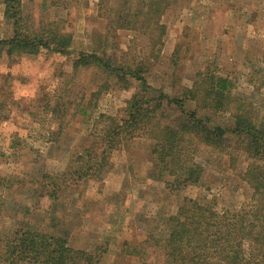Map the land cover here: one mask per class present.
<instances>
[{
	"label": "rangeland",
	"instance_id": "1",
	"mask_svg": "<svg viewBox=\"0 0 264 264\" xmlns=\"http://www.w3.org/2000/svg\"><path fill=\"white\" fill-rule=\"evenodd\" d=\"M59 2V8L46 9L28 2L25 16L35 23L56 18L74 38L73 54L95 47L125 63L132 56L128 46L136 52L140 48L133 34L105 37L104 21L97 18L96 10L88 14L92 8L87 4L85 16L92 30L84 34L79 28L80 1ZM162 23L166 46L158 60L150 61L148 85L168 96H180L197 73L215 67L216 75L232 81L233 94L250 105L256 123L264 127V0H175ZM8 30L9 25L0 21L1 37ZM174 50L177 54L169 61ZM71 60L46 53L6 63L0 60V101H5L0 124V237L18 228L38 229L66 235L71 249L106 247L102 264H136L134 259H119L118 246L126 241L136 246L148 235L161 234L164 221L183 199L228 211L249 203L251 189L243 179L250 161L237 149L235 138H228L223 150L200 147L195 157L202 168L199 182L168 190L163 180H157L153 142L146 135L123 139L111 153L101 181L83 182L59 190L55 201L47 199L49 181L43 177L64 172L74 155L92 143L93 121L99 115L124 119L127 102L139 89L135 82L125 90L110 83L96 99L92 94L105 78L91 68L73 70ZM199 115L212 125L232 123L225 113ZM175 116L164 109L160 119L164 123ZM128 180L134 181V192L142 198L134 206L133 198L126 201L135 216L123 214L124 201L121 204L114 194L115 185Z\"/></svg>",
	"mask_w": 264,
	"mask_h": 264
},
{
	"label": "trees",
	"instance_id": "2",
	"mask_svg": "<svg viewBox=\"0 0 264 264\" xmlns=\"http://www.w3.org/2000/svg\"><path fill=\"white\" fill-rule=\"evenodd\" d=\"M48 1L50 7L61 5L59 0ZM0 3L11 32L9 37H0V55L8 61L42 53L70 57L73 70L91 68L105 78L92 94L96 99L110 83L121 90L128 89L131 82L139 85L127 102L124 119L99 115L93 121L92 143L74 155L64 172L55 178L43 177L49 181L47 199L55 201L59 190L101 181L111 153L125 138L146 135L153 142L157 180H163L168 190L199 182L202 168L195 157L200 147L223 150L228 138H235L237 149L250 161L243 179L251 189L249 203L228 211L185 198L165 220L161 234L148 235L136 246L124 242L120 255L136 264H264V127L256 123L250 105L233 94L232 81L216 75L212 66L197 73L191 87L184 88L180 96H168L147 83L150 61L158 60L164 47L162 19L175 7V0L97 1L96 15L105 23L104 36L115 38L125 32L140 44L137 52L128 46L132 56L125 63L95 47L73 54L72 34L56 18L35 23L25 16V5L19 0ZM176 54L174 50L169 61ZM4 102L0 101V124ZM164 109L174 111L175 118L162 123ZM80 112L86 114L84 109ZM200 112L229 114L232 123L228 127L212 125ZM106 253L107 248L101 246L71 249L66 235L38 229L18 228L0 237V264H102Z\"/></svg>",
	"mask_w": 264,
	"mask_h": 264
},
{
	"label": "crops",
	"instance_id": "3",
	"mask_svg": "<svg viewBox=\"0 0 264 264\" xmlns=\"http://www.w3.org/2000/svg\"><path fill=\"white\" fill-rule=\"evenodd\" d=\"M22 4H26V3H28V2H32L34 5H37V6H39V7H41V8H43V9H46V8H49V1L48 0H19ZM80 1V9L78 10V13H80L81 15L83 14V17L81 16V17H79V23H80V25H79V28H81L82 29V32L84 33V34H87V32H89V31H91L92 29V26H89V24L87 23V21L89 20L87 17L88 16H85V13H86V4L89 6V8H92L91 9V12H89L88 14H90V13H93V14H95L94 12H95V10H96V5H97V1L98 0H79ZM94 2V4H93V2ZM0 2H1V0H0ZM88 2H91V4H88ZM84 4V5H83ZM2 12H3V7H2V5H1V3H0V21H3V16H2ZM2 26H3V24H1ZM167 33H168V31H167ZM11 35V32H10V30H8V32H7V36L6 37H9ZM168 36V35H167ZM170 36V35H169ZM0 37H1V35H0ZM78 38V35L77 36H75V38ZM1 38H3V37H1ZM73 43H74V38H73ZM166 46V41L164 40V47ZM163 47V48H164ZM0 60L1 61H5V63L6 62H8V59H7V57L4 55V54H2V55H0ZM127 168V167H126ZM122 178H125V175L123 174L122 175ZM133 180H131V181H124V182H119V183H117L116 185H115V197H116V199H119V201H120V203L122 204V200L124 201V203H123V206H124V211H123V214L124 215H130V214H133L134 216H135V214L134 213H132V211L133 210H131V208L128 206V208L129 209H127V204L128 203H126V201H127V199L129 200V201H131L129 198H133L135 201H131V203L130 204H132V206H134V205H138L139 204V202L140 201H142V198H141V195L139 194V193H135L134 192V188H133ZM131 192H130V191ZM119 197H121V198H119ZM125 198V199H124ZM148 204V203H147ZM142 206H144V202L142 203ZM138 216H140V217H142V215L140 214V215H138ZM144 217V216H143ZM102 218V217H101ZM165 222V221H164ZM146 233V232H145ZM121 242H123V241H121ZM127 242V241H126ZM121 244V243H120ZM121 246V245H120ZM120 246H118V248L120 247ZM116 249V251H115V254H116V256L119 258V259H124V260H126V259H131V258H126V257H122L121 255H120V250L119 249Z\"/></svg>",
	"mask_w": 264,
	"mask_h": 264
}]
</instances>
